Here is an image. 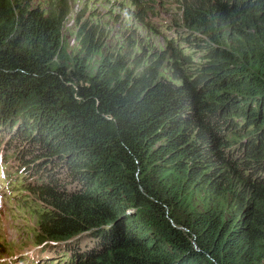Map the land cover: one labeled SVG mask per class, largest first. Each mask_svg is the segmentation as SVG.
<instances>
[{"label":"trees","instance_id":"16d2710c","mask_svg":"<svg viewBox=\"0 0 264 264\" xmlns=\"http://www.w3.org/2000/svg\"><path fill=\"white\" fill-rule=\"evenodd\" d=\"M31 1L0 0V128L38 263L264 264V0H178L165 51L115 53Z\"/></svg>","mask_w":264,"mask_h":264},{"label":"rangeland","instance_id":"374dc122","mask_svg":"<svg viewBox=\"0 0 264 264\" xmlns=\"http://www.w3.org/2000/svg\"><path fill=\"white\" fill-rule=\"evenodd\" d=\"M143 1L147 5V9L141 10L142 14L137 17L138 10L137 6L134 7V0H64L69 14L63 24L62 40L69 51L68 53H75L79 48L76 34L81 22L92 23L102 32L108 51L118 52L121 47H125V44L129 48L131 43L126 40H129L130 36H133L143 46H153L156 50L165 51L163 31L158 27L150 30L147 22L173 24L179 18L180 3L178 0ZM56 2L57 0H32L31 4L33 7L38 6L45 9L48 5H54ZM144 11L147 12L144 13ZM144 20L147 27L139 22ZM14 126L16 125L14 124ZM2 131L4 130L0 128V157L11 164V166H7L6 174H8V181H11L12 184V195L5 189L7 183L3 182L1 186L3 198H0V264H13V260L17 262L22 259H24L23 264L32 261L42 264L37 260L41 255V252L38 251L39 248L32 247L36 236L33 231L35 219L19 203L23 198H28V195L21 192L22 188L18 185V182L21 181L19 168L14 158L10 156V154L14 155L17 145L13 146V142H15L13 137H8L7 131L2 134ZM10 131L17 132L12 129ZM8 143H11V147L5 153L3 149L6 144L8 146ZM27 180H30V177ZM90 241L81 243L79 248L85 250L84 247ZM54 250L44 252L54 256L50 258V264H61V261L55 260L53 254L56 251ZM46 261L48 262L49 259Z\"/></svg>","mask_w":264,"mask_h":264},{"label":"clouds","instance_id":"9594fccd","mask_svg":"<svg viewBox=\"0 0 264 264\" xmlns=\"http://www.w3.org/2000/svg\"><path fill=\"white\" fill-rule=\"evenodd\" d=\"M156 27H158V28H160L161 29V31H163V36H164V39H165V30L163 29V27H161V26H159V25H157ZM2 163H7L4 159H2ZM7 166H11V165H7ZM14 167V166H13ZM13 167H11V168H13ZM9 171H11V170H9ZM8 176V175H7ZM7 176H5V180L7 181V182H9L8 180V178H7ZM11 182V181H10ZM9 192H11V191H9ZM11 195H12V193H11ZM17 262H22V260H19V261H17ZM16 262V263H17Z\"/></svg>","mask_w":264,"mask_h":264},{"label":"bare ground","instance_id":"6f19581e","mask_svg":"<svg viewBox=\"0 0 264 264\" xmlns=\"http://www.w3.org/2000/svg\"><path fill=\"white\" fill-rule=\"evenodd\" d=\"M7 191H9V190H7ZM31 214V213H30ZM32 215V214H31ZM16 264H23V261L22 262H17ZM42 264H44L43 263V261H42Z\"/></svg>","mask_w":264,"mask_h":264},{"label":"water","instance_id":"95a60500","mask_svg":"<svg viewBox=\"0 0 264 264\" xmlns=\"http://www.w3.org/2000/svg\"><path fill=\"white\" fill-rule=\"evenodd\" d=\"M1 201V200H0ZM30 248V247H29Z\"/></svg>","mask_w":264,"mask_h":264}]
</instances>
